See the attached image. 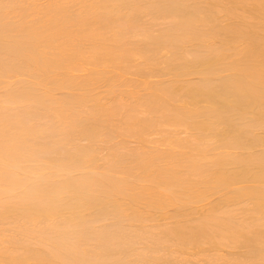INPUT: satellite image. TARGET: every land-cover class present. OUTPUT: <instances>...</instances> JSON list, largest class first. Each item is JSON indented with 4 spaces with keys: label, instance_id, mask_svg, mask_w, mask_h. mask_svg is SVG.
Returning a JSON list of instances; mask_svg holds the SVG:
<instances>
[{
    "label": "bare ground",
    "instance_id": "1",
    "mask_svg": "<svg viewBox=\"0 0 264 264\" xmlns=\"http://www.w3.org/2000/svg\"><path fill=\"white\" fill-rule=\"evenodd\" d=\"M0 264H264V0H0Z\"/></svg>",
    "mask_w": 264,
    "mask_h": 264
}]
</instances>
